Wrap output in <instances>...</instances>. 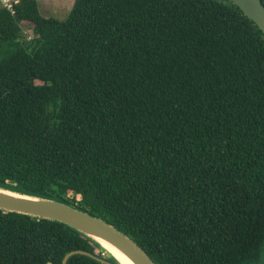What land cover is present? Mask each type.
I'll return each instance as SVG.
<instances>
[{
  "label": "trees",
  "instance_id": "1",
  "mask_svg": "<svg viewBox=\"0 0 264 264\" xmlns=\"http://www.w3.org/2000/svg\"><path fill=\"white\" fill-rule=\"evenodd\" d=\"M19 1L0 7V185L105 219L156 264H263L258 27L228 0H76L65 20ZM78 250L103 253L0 210V264Z\"/></svg>",
  "mask_w": 264,
  "mask_h": 264
},
{
  "label": "water",
  "instance_id": "2",
  "mask_svg": "<svg viewBox=\"0 0 264 264\" xmlns=\"http://www.w3.org/2000/svg\"><path fill=\"white\" fill-rule=\"evenodd\" d=\"M236 5L243 15L252 21L264 36V5L262 0H228ZM24 46L28 45L23 40ZM0 210L20 213L36 219H47L67 225L96 242L100 247L102 257L91 252L78 250L69 253L62 264H67L69 259L76 255L89 257L101 264H120L118 260L106 255L102 242H106L132 264H156L151 257L126 233L122 232L105 219L94 216L91 212L61 202L52 198L31 195L12 190L0 185ZM113 258L115 262L108 259ZM47 264H53L48 262ZM264 264V263H263Z\"/></svg>",
  "mask_w": 264,
  "mask_h": 264
},
{
  "label": "rangeland",
  "instance_id": "3",
  "mask_svg": "<svg viewBox=\"0 0 264 264\" xmlns=\"http://www.w3.org/2000/svg\"><path fill=\"white\" fill-rule=\"evenodd\" d=\"M39 3L41 14L46 18H56L65 20L71 14L76 0H37ZM24 32L28 39L33 37L32 31L25 27ZM264 257V256H263Z\"/></svg>",
  "mask_w": 264,
  "mask_h": 264
},
{
  "label": "bare ground",
  "instance_id": "4",
  "mask_svg": "<svg viewBox=\"0 0 264 264\" xmlns=\"http://www.w3.org/2000/svg\"><path fill=\"white\" fill-rule=\"evenodd\" d=\"M102 247L106 255L115 257L120 264H132L123 254L108 243L102 242Z\"/></svg>",
  "mask_w": 264,
  "mask_h": 264
},
{
  "label": "built area",
  "instance_id": "5",
  "mask_svg": "<svg viewBox=\"0 0 264 264\" xmlns=\"http://www.w3.org/2000/svg\"><path fill=\"white\" fill-rule=\"evenodd\" d=\"M19 0H0V7H4L11 13H15V6L19 4Z\"/></svg>",
  "mask_w": 264,
  "mask_h": 264
},
{
  "label": "crops",
  "instance_id": "6",
  "mask_svg": "<svg viewBox=\"0 0 264 264\" xmlns=\"http://www.w3.org/2000/svg\"><path fill=\"white\" fill-rule=\"evenodd\" d=\"M37 1V0H36ZM38 2V1H37Z\"/></svg>",
  "mask_w": 264,
  "mask_h": 264
}]
</instances>
